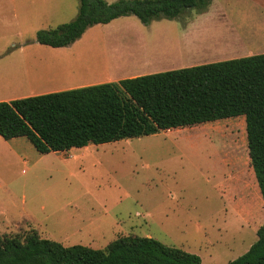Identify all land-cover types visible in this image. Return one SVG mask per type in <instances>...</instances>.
<instances>
[{
	"label": "rangeland",
	"instance_id": "rangeland-1",
	"mask_svg": "<svg viewBox=\"0 0 264 264\" xmlns=\"http://www.w3.org/2000/svg\"><path fill=\"white\" fill-rule=\"evenodd\" d=\"M55 1L20 26L0 11V100L264 54V0H212L149 25L122 17L53 49L37 33L79 12L78 0ZM203 125L45 155L27 138L0 137V237L36 230L65 247L105 249L133 235L229 264L258 241L264 202L245 117Z\"/></svg>",
	"mask_w": 264,
	"mask_h": 264
},
{
	"label": "trees",
	"instance_id": "trees-1",
	"mask_svg": "<svg viewBox=\"0 0 264 264\" xmlns=\"http://www.w3.org/2000/svg\"><path fill=\"white\" fill-rule=\"evenodd\" d=\"M70 23L41 30L36 42L67 48L96 25L134 16L144 25L205 11L212 0H78ZM245 117L248 153L264 202V54L0 102V137L27 138L42 155L212 126ZM258 241L229 264H264ZM0 264H202L153 238L121 237L105 249L65 247L36 230L0 237Z\"/></svg>",
	"mask_w": 264,
	"mask_h": 264
},
{
	"label": "crops",
	"instance_id": "crops-1",
	"mask_svg": "<svg viewBox=\"0 0 264 264\" xmlns=\"http://www.w3.org/2000/svg\"><path fill=\"white\" fill-rule=\"evenodd\" d=\"M56 5H57V3L55 0H0V11L4 10L5 14L12 12L14 15V20L16 22L18 21L19 24L17 22V25L20 26L21 25L20 19L25 20V18H29L31 15H36V13H37L36 7H51V6H56ZM18 7H20V8H18ZM49 12H50L49 9H45L43 11V13H49ZM1 22H2L3 26L6 25L5 19L1 20ZM30 46L31 45L22 46L20 48L21 49L20 51L23 52V51L27 50ZM40 46H42V45H40ZM44 47H46V46H44ZM48 48H50V47H48ZM60 49H62V48H60ZM217 59H228V58L218 57ZM149 74H151V73L150 72L147 74L133 73L130 76H127V77L121 78V79H117L116 81L115 80H109V82H107V83H115V82H119L120 80H123V79L135 78L138 76L149 75ZM40 95H42V94H40ZM12 99L13 98L6 99V100L2 99V100H0V102H10V101H12Z\"/></svg>",
	"mask_w": 264,
	"mask_h": 264
}]
</instances>
